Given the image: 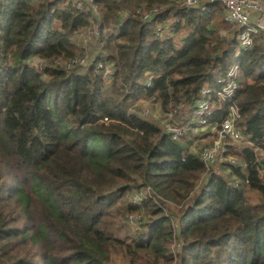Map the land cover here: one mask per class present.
<instances>
[{
    "label": "trees",
    "instance_id": "obj_1",
    "mask_svg": "<svg viewBox=\"0 0 264 264\" xmlns=\"http://www.w3.org/2000/svg\"><path fill=\"white\" fill-rule=\"evenodd\" d=\"M93 2L97 16L85 1L0 0V264H264L262 32L240 48L239 27L217 0L203 9ZM92 24L100 43L88 65L33 67L32 57L77 53L72 32ZM97 59L112 62L108 83ZM233 60L236 88L215 97L207 120L235 104L244 142L224 137V154L206 166L204 146L192 148L198 136L187 128L172 138L159 119L190 112L199 89L216 86ZM146 70L147 86L139 81ZM112 88L120 99L109 100ZM137 94L156 99L159 119L126 108ZM135 191L139 202L129 199ZM128 214L139 215V228L116 233Z\"/></svg>",
    "mask_w": 264,
    "mask_h": 264
},
{
    "label": "built area",
    "instance_id": "obj_2",
    "mask_svg": "<svg viewBox=\"0 0 264 264\" xmlns=\"http://www.w3.org/2000/svg\"><path fill=\"white\" fill-rule=\"evenodd\" d=\"M82 1L88 2L90 5L91 14L94 16L99 15V5L95 4L93 0H77L74 7L82 5ZM216 0H180V3L187 7H198L203 9L205 4ZM222 4L223 7V19L227 22L233 23L239 27L235 38L240 48L248 47L253 42V36L255 33L262 32L264 37V0H217ZM155 9V8H154ZM154 9L143 13L142 17L145 19L151 18ZM258 12V22L252 21V12ZM156 34L161 35V27L159 25L154 26ZM31 62L33 67L37 70H41L43 66H58L63 68H72L78 65H85L86 57L84 55L73 54L65 58H55L51 61L34 58ZM90 62V61H89ZM94 66L100 70L103 80L108 83L111 78V63H105L102 60H96ZM145 78L142 84L149 85L151 74L148 71L142 73ZM236 77H237V63L235 60L231 61L225 74L217 78V85L210 87L204 85L199 89L198 96L194 99L192 104V114L194 116V123L196 126H206L209 131H213L215 134L209 145L204 146L199 151V156L203 160L206 166H210L216 159L224 154V137L229 139L237 140L241 133L236 125L238 118V111L235 104L230 103L226 108L225 115L215 123H211L207 120V115L214 107L215 97L227 98L231 96L234 89L236 88ZM146 109L144 110V112ZM165 116V117H164ZM162 119L159 121L162 124L163 129L171 135L172 138H178L182 135L187 128L191 129L190 123H180L171 119V112L165 113L161 116ZM164 117V118H163ZM259 156H264V151L259 153ZM230 162H233V158L228 157ZM262 168L259 171L262 172ZM142 192L135 191L129 195V199L135 202H139ZM127 220L132 227L138 226L139 215L128 214ZM136 228V227H135Z\"/></svg>",
    "mask_w": 264,
    "mask_h": 264
},
{
    "label": "rangeland",
    "instance_id": "obj_3",
    "mask_svg": "<svg viewBox=\"0 0 264 264\" xmlns=\"http://www.w3.org/2000/svg\"><path fill=\"white\" fill-rule=\"evenodd\" d=\"M70 1H71V4H74L75 1H77V0H70ZM59 7H60V5H59ZM55 25L58 26L61 30H65V27H64L65 25L63 24V20L57 19V21L55 22ZM155 25H159L161 27V24L156 23ZM165 26L166 25H164V28H165V30H167ZM160 29H161L160 30L161 31L160 36L162 37L165 35L164 34L165 31H164V29H162V27ZM70 38L73 39L77 44L78 50L76 51L77 52L76 54H78V56L84 55L87 58L85 65H88L89 61H92L93 59H95L94 55H95V53H98L97 49H98L100 41L97 43V32H96V28H95L94 24L82 27L81 29L75 31L74 33L72 32ZM112 50L114 51V47H112ZM34 60H35L34 57H32L30 59V62H32ZM97 60H99V59H97ZM105 63L106 64L111 63L110 69L112 72L113 66H112L111 60H105ZM85 65H82V66H85ZM75 67H80V66L78 65ZM142 73H144V71ZM149 73L152 75L151 72H149ZM139 79H140V76H139ZM143 79L144 78L140 79L139 81L142 83ZM121 86H124V83H122ZM107 88L110 89L111 86L108 85ZM113 89H114V93H112V96H110V99H109L110 101H114L115 98L120 99V97H121V92L115 88H112L111 90L113 91ZM139 96L140 95H129V96L127 95L124 99V104L126 105V108H132V109H136V108L142 109L143 108L142 110L147 109V111H148V109L150 107L149 106L150 105V101H149L150 98L144 97L145 101H143V103H140V101L137 100L139 98ZM183 110H184V108L183 109L178 108L176 110V113H177V118L175 119L176 122H180L179 114H181ZM156 117H159V116H156ZM183 123H184V121H183ZM199 127H203V126L201 125ZM212 133H213V131H212ZM242 137L243 136L240 135V137L237 140H233L232 142L236 143V144H241L244 142V141L243 142L241 141ZM205 140L207 141V139H205ZM197 141H198V143H197ZM206 141H205V143H206ZM209 144L210 143L205 145L204 140L200 139V140H196L194 142V144H192V148L195 147V149H198V148L200 149L201 146H207ZM124 220H125V222L120 224V228H119L120 230L115 229L116 233H126V232L133 231L136 228L137 229L139 228L137 225L135 226L136 228L132 227V225H130V223L127 220V215H125Z\"/></svg>",
    "mask_w": 264,
    "mask_h": 264
},
{
    "label": "crops",
    "instance_id": "obj_4",
    "mask_svg": "<svg viewBox=\"0 0 264 264\" xmlns=\"http://www.w3.org/2000/svg\"><path fill=\"white\" fill-rule=\"evenodd\" d=\"M258 17H259V13L257 11L256 12H252V21L253 22H258L259 21ZM56 21H57V19L53 20V25H55ZM142 78H145V76L141 75L140 79H142ZM137 95H140L137 100L140 101V103H143V101H145L144 100L145 99L144 98L145 95H143V94H137ZM149 101H150V103L153 104L152 106L149 105L150 106L149 110L151 109L150 110L151 116L153 115L154 117H156V116L160 117L161 113H160V110H159V107H158V103H156L157 102L156 99L154 97H152V98L149 99ZM182 113H183V120H187V118H188L189 122L192 124V126H191L192 134L198 136V138H199L198 140H200V139L204 140V144L205 145L210 143V141L214 137L212 135V132L209 131L206 126H203V127L196 126V124L193 122L194 121V116H193L191 111L189 112V110L188 111L187 110L186 111L183 110ZM159 117H156V118L159 119ZM180 123H182V122H180ZM193 124H195V125H193ZM205 139H207V141ZM205 141H206V143H205ZM197 143H198V141H197ZM192 144H194V142Z\"/></svg>",
    "mask_w": 264,
    "mask_h": 264
}]
</instances>
